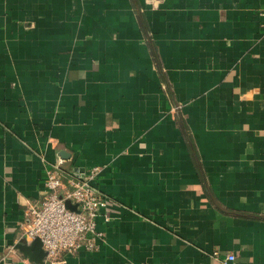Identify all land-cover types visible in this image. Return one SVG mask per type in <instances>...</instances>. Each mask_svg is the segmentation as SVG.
I'll use <instances>...</instances> for the list:
<instances>
[{"label":"crops","instance_id":"1","mask_svg":"<svg viewBox=\"0 0 264 264\" xmlns=\"http://www.w3.org/2000/svg\"><path fill=\"white\" fill-rule=\"evenodd\" d=\"M60 158L110 219L59 264H264V0H0V264Z\"/></svg>","mask_w":264,"mask_h":264},{"label":"built area","instance_id":"2","mask_svg":"<svg viewBox=\"0 0 264 264\" xmlns=\"http://www.w3.org/2000/svg\"><path fill=\"white\" fill-rule=\"evenodd\" d=\"M64 162L60 158L47 165L44 196L39 201L27 202V221L23 226L24 237L41 239L48 264L63 263L64 252L97 249L98 241L104 237V232L97 227V218L110 219L105 212L109 200L94 184L101 168L95 165L84 171L75 170L66 183ZM66 201H71L76 208L68 207ZM214 253L218 255V251ZM235 257L234 253H227L223 259L229 263Z\"/></svg>","mask_w":264,"mask_h":264},{"label":"water","instance_id":"3","mask_svg":"<svg viewBox=\"0 0 264 264\" xmlns=\"http://www.w3.org/2000/svg\"><path fill=\"white\" fill-rule=\"evenodd\" d=\"M66 205L71 208H76V205L72 204L71 201H66ZM16 247L21 249L25 256L31 260H34L38 263H44L46 251L43 248L42 241L39 237L32 239L29 244L27 240L23 238L22 241L17 243Z\"/></svg>","mask_w":264,"mask_h":264}]
</instances>
